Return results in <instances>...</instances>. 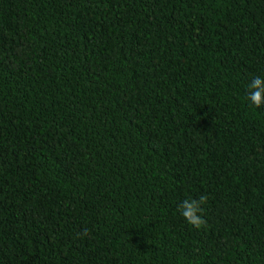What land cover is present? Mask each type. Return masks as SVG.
<instances>
[{
    "label": "trees",
    "instance_id": "1",
    "mask_svg": "<svg viewBox=\"0 0 264 264\" xmlns=\"http://www.w3.org/2000/svg\"><path fill=\"white\" fill-rule=\"evenodd\" d=\"M253 76L264 0H0V264H264Z\"/></svg>",
    "mask_w": 264,
    "mask_h": 264
},
{
    "label": "clouds",
    "instance_id": "2",
    "mask_svg": "<svg viewBox=\"0 0 264 264\" xmlns=\"http://www.w3.org/2000/svg\"><path fill=\"white\" fill-rule=\"evenodd\" d=\"M247 99L256 108L264 106V76H253L251 78L247 85ZM207 203V195L185 199L179 206V213L189 226L201 229L207 223L204 218ZM82 235L87 236L88 231L85 230Z\"/></svg>",
    "mask_w": 264,
    "mask_h": 264
}]
</instances>
